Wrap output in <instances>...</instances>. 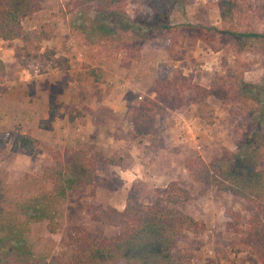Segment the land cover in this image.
Masks as SVG:
<instances>
[{
	"label": "rangeland",
	"instance_id": "1",
	"mask_svg": "<svg viewBox=\"0 0 264 264\" xmlns=\"http://www.w3.org/2000/svg\"><path fill=\"white\" fill-rule=\"evenodd\" d=\"M76 1L78 0H44L41 10L24 19L23 25L27 31L41 32L43 27H46L49 38L41 42L34 41L31 46L34 50V47L39 45L38 53L42 55L41 58L26 57L22 49L24 43L21 40H4V42L0 40V60L4 64L0 68V168L8 171V180L15 184L27 172H41L46 166L54 164V156L57 152L65 155L79 149L88 156L98 158V170L93 183L69 190L57 203L56 232H50L45 222L33 224L27 239L40 261L39 264H50L54 257L63 261L70 259L73 247L69 243L68 233L72 226H82L105 236H113L119 231L117 227L94 220L92 216L94 209H105L108 206L124 209L127 194L134 187L140 192V202L149 204L171 181H178L193 195V199L184 206V209L198 221L199 225L197 228L186 230L180 240V246L191 252L193 264H262L248 250L237 252L232 250V243L235 244L240 239V235L231 227V222L235 219L233 214L241 213L242 223L245 225L250 215L246 209V200L220 189L217 185L208 182L203 175H200L199 179L196 178L187 168V163L196 157L210 162L226 150L238 152L244 135L254 131L255 121L249 110L233 105L226 108L220 99L211 97L209 102L213 105L214 112L210 114L203 111L205 115L203 118L198 114L197 105L190 99L194 92L189 90L185 96L186 101L180 108L158 110L153 120L154 127L149 134L140 136L134 130L133 118L136 107L146 98L155 97L154 88L161 76L166 73V66L182 70L185 75H193L196 84H200L196 81L197 73L202 74L205 71L204 74L207 76V71L210 74L209 83L200 85L210 87L212 84L215 71L221 67L222 56L229 51V37H226V43H223L220 37H214L213 40L217 45H224L221 50L214 51L197 39V34L192 33L194 28L190 25L221 27L218 0H175L164 21L177 26L178 30L174 33L160 29L152 31L151 39L142 43L138 48L139 51L136 52L135 49L139 58L129 57L131 61L127 67L122 64V59L123 54L128 55V51H123L117 57H108L104 53L92 55L96 52V48L91 49L92 53H89V49L81 42V37L75 34L72 26L78 22H87L88 17L93 16L94 13L91 6L87 4L78 6L74 4ZM241 4L245 13L240 14L237 28L241 30L248 26L256 31H264V0H241ZM152 7L148 0H128L126 10L132 18L137 13L144 15L148 12L153 17ZM170 42L172 48L168 50L166 47ZM60 45L67 46L66 52L74 54V63H70L67 55L62 54L65 53L63 50L61 52L54 50L55 46ZM6 49L11 51L9 55H6ZM194 51L202 57V60L205 59L204 66H200L202 63H199L190 69H185V63L188 65L190 62L189 53L194 54ZM234 55L235 53H230L229 58L234 59ZM60 58H64L63 62L58 61ZM179 58L183 59V62L180 63ZM241 58L252 62L251 68L245 73V79L251 83L264 84V52L260 50L246 52ZM107 62L109 68L111 67L110 70H115V74L110 73L111 76L106 75L103 68ZM76 65L87 69L73 71L75 68L78 69ZM58 66L70 69V73L62 74L58 78L52 73V70L54 71ZM93 68L101 74L97 81L88 75ZM45 73L54 75L52 76L54 83H48ZM102 84L111 86L113 93L114 89L127 92L121 115L117 116V113L114 115L105 105L106 103H103L105 100L102 97L106 86ZM47 85L50 86L51 93L58 96L56 102L60 100L59 94L72 86V92H75L79 99L83 98L82 100L87 101L88 105L94 104L88 115L97 118L99 124L105 123L101 126L96 124L92 126V129H99L101 134L97 139L90 136L91 133L79 136L72 128L67 135L72 137L57 139L54 146L40 147L39 141L33 155L13 152L11 148L15 138L19 134H26L22 133L23 129L20 127L23 126L21 122L26 119L31 109L39 113L42 120L40 122V119L36 118L33 123H39L43 127H51L59 115L62 118L57 112L58 106H53V103L49 106L39 103L41 96L37 88L41 89L42 86ZM106 90L108 93L111 92L109 89ZM47 111L50 117L42 119L44 116L42 113ZM196 116L200 118L203 126L198 122L194 124L192 120ZM76 117L72 112L70 123L75 121ZM124 117L127 120L125 123L122 120ZM115 119L121 120L120 128L123 131L126 132L128 126L133 128V136L126 133L124 139L151 137L154 140L148 152L156 150L158 157L155 161L156 176L163 175L162 178H156L161 180L159 186L150 182L145 177V173L127 186L119 175L118 165H103L100 161L101 155L108 157L114 154L123 158L119 166L130 163L129 160L124 159L126 150L123 151L117 145L111 147L104 139L106 133L110 132V127L106 124L113 121L111 127L118 125ZM186 121L190 122L189 126H184ZM256 165L264 166V156ZM171 168L176 169L177 176L174 179L168 176L169 172H172ZM110 201L125 205L119 208ZM261 215L264 219V199Z\"/></svg>",
	"mask_w": 264,
	"mask_h": 264
},
{
	"label": "trees",
	"instance_id": "2",
	"mask_svg": "<svg viewBox=\"0 0 264 264\" xmlns=\"http://www.w3.org/2000/svg\"><path fill=\"white\" fill-rule=\"evenodd\" d=\"M44 0H0V40H21L26 57L41 58L39 45L31 48L34 41L49 38L44 26L42 31H27L23 21L42 9ZM128 0H78L74 4H87L93 16L87 22L73 24V31L89 49L96 48V54L117 57L123 51L122 64L130 65V58H139L135 53L155 29L169 32L178 30L164 21L175 0H148L154 16L148 12L131 17L126 10ZM221 27L190 25L197 39L212 50L219 51L224 45H217L213 38L220 37L226 43L228 52L222 56L221 67L215 71L210 87L194 82L193 75L166 66L165 74L158 80L154 98H146L138 104L134 114V130L140 135L149 134L154 127L158 110L178 109L186 101V93L197 105L198 114L203 111L213 114L214 107L209 98L215 97L227 108L232 105L248 109L254 118L253 132H247L239 145V151L226 150L210 162L196 157L187 163V168L196 178L203 175L208 182L220 189L243 197L250 215L243 225L241 213H234L231 222L240 239L232 243V250H248L264 264V166L256 164L264 156V84L248 82L245 73L251 61L241 55L246 52H264V31L248 26L239 30L237 22L245 13L241 0H218ZM153 23V25L151 24ZM152 26H151V25ZM150 32V33H149ZM171 45V46H170ZM166 47L172 48V42ZM37 52H33L36 51ZM130 53V54H129ZM230 53L235 58L230 59ZM50 57V56H49ZM130 57V58H129ZM64 58L58 61L63 62ZM4 66L0 60V68ZM89 76L99 80L101 74L93 68ZM241 124V123H240ZM1 144V141H0ZM39 140L29 134H19L12 145L13 152L33 155ZM54 164L46 166L39 173L27 172L17 183L8 180L7 170L0 168V264H39V259L30 245L27 235L34 223H47V229L57 230L56 205L60 198L80 185L92 184L98 170V158L88 156L82 150L62 155L57 152ZM103 165H121L123 158L104 154L99 157ZM140 192L134 187L127 194L124 209L108 206L94 209L93 219L119 228L113 236L95 233L82 226H72L68 233L72 255L68 261L54 257L50 264H193L191 252L180 246L186 230L197 228L198 221L188 214L184 206L193 199L192 193L178 181H171L160 190V194L149 204L139 200Z\"/></svg>",
	"mask_w": 264,
	"mask_h": 264
},
{
	"label": "crops",
	"instance_id": "3",
	"mask_svg": "<svg viewBox=\"0 0 264 264\" xmlns=\"http://www.w3.org/2000/svg\"><path fill=\"white\" fill-rule=\"evenodd\" d=\"M2 42H4V40H1ZM7 47V46H6ZM68 47L64 46V45H60V46H55L54 50L55 51H59L61 52L63 50L62 53L63 55H67V59L70 63H74L73 61L75 60V56L74 54H69L68 51L66 52V49ZM10 50L6 49L5 53L6 55L10 54ZM196 53V54H195ZM189 57H190V62L187 65L185 63V69H190L191 67L195 66V64H199L202 63L200 66H204L203 64L205 63L202 57H200V55L194 51V54H190L189 53ZM183 58V57H181ZM204 58V57H203ZM179 62H183V59L180 60V58L178 59ZM71 67V66H70ZM76 67L78 69H73V71H82V70H86L87 67L82 68L81 65H76ZM57 69H54V71L52 70V73L54 75H56L58 78L61 77V75L63 74H68L70 73V69H64L61 66L56 67ZM72 68V67H71ZM104 70L106 71V75L111 76L110 73L115 74V70L112 69L110 70L109 68V63L107 62L105 65H103ZM57 71V72H56ZM190 71V70H189ZM120 72V71H119ZM205 71L202 72V74L197 73L196 77L197 80L200 84L205 85L206 83H209V78L208 76L210 75L209 72L206 71V73L208 74L207 76H205L204 74ZM79 73V72H78ZM77 73V74H78ZM50 73H45L44 76L47 77L48 83H54L52 80V76H54ZM75 82V80H74ZM107 84V83H106ZM104 88V95H103V99L105 100L103 103H106L105 105L108 106V108L110 109V111L115 115V113H117V116L121 115L124 110V102L123 100L126 99L125 94L127 92L125 91H120V90H115L114 89V93L112 90L111 86H107ZM206 84V85H207ZM72 86L68 87V89H64L63 92L61 94H59V101L56 102V98H58V96H54L51 93V88L50 86H42L41 89H39V87L37 88L40 92V102L41 105H45L47 104L48 106L50 105V103H53L52 105L54 106H58L57 112H59L62 116L59 117L57 116L54 124L51 125V127H43L41 126L39 123L36 124L33 123V121H36V118L41 120V117L39 115V113L35 112V110L33 111L32 109L29 111V114L27 115L26 119L23 120L21 122V124H23L22 127H20L22 130V133H26L29 134L35 138H37L40 141V147L48 145L50 146H54L57 142V139L63 138L66 136V138H71L72 136H67L69 134V131L74 128V131L76 130L78 132V135H87L90 134V136H93L95 139H97V137H99V135L101 134L99 129H92V126L94 124H96L97 126H101L102 124L98 123L97 118H95L94 116L90 117V115H88V112H90V110H92V107H94L92 105H88L87 101H83L81 98L79 99L75 92H72ZM106 89L111 90V92H107ZM72 94V96L70 97V93ZM63 95V96H62ZM74 95V96H73ZM65 100H63V99ZM102 99V100H103ZM54 100V101H53ZM126 103V102H125ZM59 104V105H57ZM72 112L77 116L75 121H71L70 123V115L72 114ZM44 116L42 117V119H47L48 116L50 117L49 111L42 113ZM116 116V117H117ZM191 116V115H190ZM115 117V118H116ZM194 118V117H192ZM116 123L118 125H113L114 127H111L113 124V121L110 124H106L108 127H110V132H107L106 136L104 137V139L106 140L107 144L110 145L111 147L114 146H118L120 148H122L123 151H127V153H125L124 155V159L125 160H129L130 163H126V165L124 164L123 166H118V168H120L119 170V175H121V179H124V183L129 186L131 184L132 181H134L138 176H141L143 173H145V177H147V179L150 180V182L152 181V183L156 186H159L161 184V180L160 179H156V178H162V176H156V166H155V161L157 160V154H156V150L154 149V152H148V148H152L154 140L151 137H146V138H134L131 137L129 139H124V136L126 133H130L131 136H133L134 133L133 132V128L132 127H127L126 128V132L123 131L120 126H121V120L119 119H115ZM122 120L127 121L124 118H122ZM195 123L198 122V124H200L201 126H203V123H201L200 118L199 117H195L194 120H192ZM190 122L186 121L184 126L187 125L189 126ZM61 125H64V127L62 128ZM116 126V127H115ZM183 126V127H184ZM83 130V131H82ZM108 129H106L107 131ZM80 131H82V133H80ZM86 132V134H84ZM180 133V132H179ZM94 134V135H93ZM51 136V138H49ZM166 138H168V136H166ZM92 139V138H90ZM177 139L179 140V138L177 137ZM64 140V139H62ZM181 141V140H180ZM181 146V145H180ZM127 147V149H126ZM44 151V148H43ZM125 151V152H126ZM147 151V152H146ZM172 167V166H171ZM172 172H169L168 176L170 178H175L177 176L176 174V169L174 170L173 168H171ZM155 176V177H154ZM111 203H113L114 206L119 207V208H123L125 204L123 203H116L113 201H110Z\"/></svg>",
	"mask_w": 264,
	"mask_h": 264
}]
</instances>
